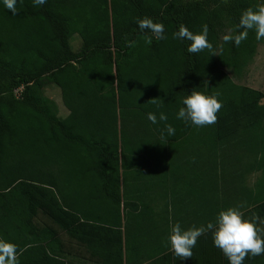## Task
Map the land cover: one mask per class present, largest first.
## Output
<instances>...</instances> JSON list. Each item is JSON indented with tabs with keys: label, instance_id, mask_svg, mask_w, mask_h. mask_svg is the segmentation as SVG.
Here are the masks:
<instances>
[{
	"label": "trees",
	"instance_id": "1",
	"mask_svg": "<svg viewBox=\"0 0 264 264\" xmlns=\"http://www.w3.org/2000/svg\"><path fill=\"white\" fill-rule=\"evenodd\" d=\"M258 3L17 0L15 14L0 4V238L16 245L19 264H71L64 238L76 240L93 264H185L156 231L141 183L135 195L127 188L138 171L126 161L127 130L136 120L163 143L183 139L197 126L176 112L196 87L219 93L222 103L216 122L205 125L208 139L242 129L264 144V90L240 81L264 39L249 30L239 45L223 41ZM145 17L163 24L164 39L137 28ZM181 24L193 33L207 25L216 54L188 53L191 41L174 36ZM48 84L60 89L66 115L43 91Z\"/></svg>",
	"mask_w": 264,
	"mask_h": 264
},
{
	"label": "crops",
	"instance_id": "2",
	"mask_svg": "<svg viewBox=\"0 0 264 264\" xmlns=\"http://www.w3.org/2000/svg\"><path fill=\"white\" fill-rule=\"evenodd\" d=\"M134 123L127 130L134 145L127 144L132 153L126 161L142 171L127 179V188L135 195L141 183V192L150 198L156 215V231L166 243L172 224L178 222L182 228L206 224L215 221L217 213L228 206L239 205L246 215L256 213L264 218V204L258 203L260 198L264 202V144L252 141L248 131L239 129L230 132L234 137L211 140L204 125L192 128L181 140L163 143L145 134L140 121ZM211 239V231L198 237L192 249L198 256L183 259L185 264H229L219 248L206 242ZM207 244L214 250H207ZM62 250L71 264H93L74 239L64 238ZM244 261L264 264V254L246 255Z\"/></svg>",
	"mask_w": 264,
	"mask_h": 264
},
{
	"label": "clouds",
	"instance_id": "3",
	"mask_svg": "<svg viewBox=\"0 0 264 264\" xmlns=\"http://www.w3.org/2000/svg\"><path fill=\"white\" fill-rule=\"evenodd\" d=\"M45 2L46 0H33V4L39 6ZM0 4L12 14L17 11V0H0ZM136 26L141 31L147 29L155 34L156 39L165 38L164 26L160 22H153L145 17L137 20ZM249 30L255 31L257 40L264 39V0H259L255 8L244 9L235 32L225 34L223 41H231L239 45L247 38ZM174 36L180 40L191 41L186 49L188 53H198L208 49L212 54H216L212 51V44L207 38V25H202L198 33H193L181 24ZM152 102L156 103L155 100ZM182 105L176 112V118L197 127L214 124L217 119L216 113L222 107L219 93L209 94L203 89L197 90L196 87L183 97ZM147 119L152 124L157 123V115L153 112L147 114ZM158 119L163 122L167 120V116L164 112H160ZM165 131L168 136L175 134V129L170 124L165 125ZM208 231L212 232L213 246L221 250L229 264H243L246 255L264 254V218H260L256 213L246 215L239 205H232L217 213L215 223L208 222L189 228H182L178 222L172 224L168 242L174 255L181 259L191 258L197 238ZM0 264H19L16 245L3 238H0Z\"/></svg>",
	"mask_w": 264,
	"mask_h": 264
},
{
	"label": "rangeland",
	"instance_id": "4",
	"mask_svg": "<svg viewBox=\"0 0 264 264\" xmlns=\"http://www.w3.org/2000/svg\"><path fill=\"white\" fill-rule=\"evenodd\" d=\"M70 44L74 49L80 47V37L76 34L73 35L70 38ZM240 81L252 87L264 90V42L259 43L254 59L248 66L247 72ZM43 91L47 96L57 102L60 114H66L67 110L61 100L60 89L53 84H48L44 87Z\"/></svg>",
	"mask_w": 264,
	"mask_h": 264
}]
</instances>
